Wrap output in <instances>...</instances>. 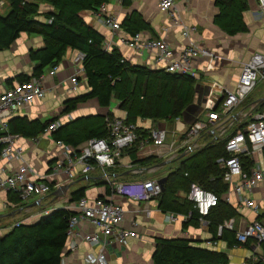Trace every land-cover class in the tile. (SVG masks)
I'll use <instances>...</instances> for the list:
<instances>
[{"label": "built area", "instance_id": "obj_1", "mask_svg": "<svg viewBox=\"0 0 264 264\" xmlns=\"http://www.w3.org/2000/svg\"><path fill=\"white\" fill-rule=\"evenodd\" d=\"M181 1L187 3L189 0ZM156 2L159 9L167 15L170 26L178 28L180 34L188 39V44L175 55L165 40L157 37L142 40L140 32L129 38H120V43L138 54L153 52L155 64L168 73L198 78L195 61L205 59L202 67L203 70L208 69L216 55L190 39V34L196 31V27L185 25L179 16L175 0ZM257 5L264 15V0H257ZM96 16L112 32L111 40L107 43V46H111L115 43L112 39L120 29V21L113 13L107 12L105 3L97 8ZM83 57L81 51H76L72 57L73 73L68 78L69 91L77 89L79 76L83 73ZM56 70L57 65L51 68L49 74L53 75ZM42 78L43 75H40L26 82H14L0 92V161L21 157L22 149L15 143L18 135L8 131V121L26 105L45 96ZM260 80H264V51L253 53L241 65L240 75L234 87L220 88L221 98L217 102L207 99L202 112L204 118L199 116L190 124H182L176 130L177 138L169 144L174 151L187 155L202 147L203 136L212 138L213 142L224 139L227 155L215 160L227 185L224 201L236 207L250 208L254 212H257L259 207L249 195L264 181V102L256 100L246 106H243V102ZM213 91L210 88L208 95ZM174 120L179 122L180 117ZM105 122L107 136L88 139L78 149L56 141L63 149V154L51 161L45 173L37 172L29 164H21L12 172H5L0 165V191L17 193L22 202L33 197L49 196L53 190L63 185H71L78 177L99 170L100 179L111 189L109 195L92 198L83 196L72 203L54 205L45 211L47 213L56 207L75 211L68 222L67 248L74 251L80 242L93 247L95 251L83 255L85 264H107L106 253L111 244L126 245L129 239L137 237L134 229L122 228L126 210L115 201L116 196L128 198L136 203L149 202L159 196L163 187L160 183L161 177L148 174L155 172L158 165L145 167L140 160L161 154V147L166 143L167 130L159 126L143 128V125L142 127L139 124L127 123L125 117L106 118ZM59 125L60 122L52 123L43 133L53 131ZM137 127L147 129V135L142 136ZM131 149L135 150V160L124 161L123 158L128 157V151ZM117 165L124 167L136 178L120 180L110 171ZM46 177H52L53 182L46 181ZM188 199L201 215V223L205 222L204 217L219 201L216 193L195 183L190 186ZM164 216L169 222L177 221L181 217L172 212ZM182 218L185 219L184 216ZM132 224L135 226L136 222ZM82 225L91 226L93 230L81 232L79 228L81 229ZM222 226L232 230V219L225 220ZM235 236L240 243L255 241L250 245L255 250L258 242L264 240V225L258 220H253L242 230L235 231Z\"/></svg>", "mask_w": 264, "mask_h": 264}, {"label": "trees", "instance_id": "obj_2", "mask_svg": "<svg viewBox=\"0 0 264 264\" xmlns=\"http://www.w3.org/2000/svg\"><path fill=\"white\" fill-rule=\"evenodd\" d=\"M6 1L8 11L0 13V51L9 49L21 33L36 34L43 40L41 48L28 52L29 59L35 62L31 75H18L16 82L39 77L45 68L56 66L69 49L84 54L83 77L88 90L67 99L64 113L71 112L78 103L88 99H96L99 106L105 108L115 99L125 112L127 123L137 124L138 120L145 119L170 123L194 101V78L168 73L163 68L151 69L132 64L123 58L118 48L105 49L103 35L87 24L80 13L96 11L100 4L109 0ZM125 3L128 4V0H123ZM40 5L48 6L50 10L41 12ZM215 5L218 8L213 19L215 26L229 36L247 32L243 19L246 0H215ZM120 26L130 35L151 30L137 11L127 14ZM106 118L113 119L109 114L79 117L56 127L51 136L55 141L76 149L88 139L107 136ZM56 121L12 117L8 121V131L23 137H35ZM137 130L142 136L147 135V129L137 127ZM226 155L224 139L220 142L208 140L181 160L179 166L165 177L161 193L156 198L158 208L162 212L184 216L183 229L197 227L201 215L188 199L190 186L195 183L213 191L219 198L218 204L204 217L209 219L208 228L213 240H223L228 247L240 244L249 247L255 241L240 243L236 240L235 231L222 226L225 220L237 215L238 209L224 201L227 185L223 181L222 170L215 163L216 158ZM128 157L135 160L134 149L128 151ZM149 160L152 158L146 159L147 162ZM111 171L116 176L121 174ZM85 190V187H80L72 191L68 203L85 196ZM110 193L107 184L106 194ZM8 194L13 202H22L17 193L9 191ZM74 214L72 209L56 207L33 223L14 225L0 235V264H61L67 250L69 218ZM154 241L152 264H232L225 251L196 246L186 237H156ZM257 248L260 252L246 259L247 264H264V240L258 242Z\"/></svg>", "mask_w": 264, "mask_h": 264}, {"label": "crops", "instance_id": "obj_3", "mask_svg": "<svg viewBox=\"0 0 264 264\" xmlns=\"http://www.w3.org/2000/svg\"><path fill=\"white\" fill-rule=\"evenodd\" d=\"M175 1L179 16L185 25H194L196 27V31L190 34V39L199 46L213 52L216 58L212 66L204 70L202 65H204L206 60L201 58L195 61V69L198 71L199 76L195 78L194 101L182 112L179 122L175 120L170 121V123L166 121L152 122L146 119L137 121V124L144 126H142L143 128L159 126L167 130V139L165 145L161 147V154L152 156V160L148 162L146 159L140 160L143 161L142 165L145 167L158 165L155 172L148 174L158 178L161 177V179L164 178V180L169 172L179 166L181 160L186 159L190 155H184L182 152L174 151L169 147V144L177 138V128L181 127L182 124H190L196 117L204 118L202 112L207 99L215 102L219 101L221 98L220 88H233L240 75L241 65L253 53L264 51V15L259 11L257 0H246L247 7L243 12V19L247 25V32L233 36L225 34L214 25L213 19L218 12L215 0H189L187 3H183L181 0ZM105 5L107 12L117 16L120 22L127 14L137 11L151 28L150 31L140 32L142 40L154 37L161 38L172 48L175 55H178L180 50L189 42L187 38L180 34L178 28L170 26L167 15L159 9L156 0H128V4H123V0H109ZM5 7L8 9V2L1 0L0 13L1 9ZM40 10L44 12L50 10V8L40 5ZM80 15L87 24L103 35L105 49L118 48L123 58L132 64L143 65L151 69L161 68L160 65L155 64V61H153V52L138 54L120 43V38L132 36L124 31L121 26L117 33L113 35L112 41L115 43L107 46V43L111 40L112 32L101 23L96 16V11H83ZM42 46L43 40L39 35L21 33L9 49L0 51V92L11 85L12 82H16L18 75H31L35 62L29 59L28 52L31 49L36 50ZM75 52V50L70 49L66 51L57 64V70L53 75L49 74L51 68L43 70L42 82L45 88V96L26 105L13 118L37 119L41 122L56 119V122H60L59 126H63L76 118L95 114H109L113 118L125 117V112L118 107V101L115 99H112L109 107L106 108L99 106L96 99H88L78 103L71 112H63L67 99L86 93L88 90L83 73L79 76L77 89L75 91L68 90L70 86L68 78L73 73L71 60ZM7 80L9 81L7 82ZM260 83L261 81L247 95L243 106L256 100L264 102V89L255 98L247 100ZM210 88L214 91L208 95ZM205 139L207 140L205 141ZM202 140L206 143L208 140L211 142L213 139L207 136V138H202L201 142ZM218 140L219 142L221 141V139L215 141ZM15 143L22 149L21 157L1 160L0 165L5 172H12L21 164H29L37 172L45 173L51 161L54 158L61 157L63 154V149L52 138L51 131L37 134L35 137L18 135ZM128 159L129 157L123 158L124 161ZM112 170L118 174L121 173L117 176L118 178H136L121 165H117ZM60 177L62 178V175ZM45 180L53 182L52 177H46ZM74 184H76L75 189L85 187V196L87 197L107 196V183L100 179L99 170H94L88 175L78 177L71 183L65 194L57 196L58 198L53 197L51 194L44 198L33 197L24 202L15 203L9 198V191L1 190L0 235L7 233L19 222L33 223L42 214H46L45 211L54 205L60 206L67 203L71 192L75 190H72ZM249 196L258 205L259 210L254 212L247 207H237V215L230 217L233 231L242 230L247 223L256 220L258 216H260L258 221L264 225V181L260 182ZM115 201L126 210L125 219L121 223L122 228L134 229L137 237L129 239L126 245L111 244L106 253L107 264H152L151 257L156 237H186L193 241L196 246L225 251L232 264H247L246 259L253 258L254 254L260 252L259 248L254 250L253 247H246L243 244L228 247L223 240H213L208 228L209 219H205V222L202 223L199 222L197 227L188 226L184 229L182 228L184 220L182 217H179L174 222L165 220L164 215L168 212L159 210L157 199L136 203L128 198L116 196ZM133 222H136L135 226H133ZM92 230L91 226L87 227L85 225H82L81 229L79 228L81 232H91ZM89 251H95V249L84 242H80L74 251H70L67 248L63 254L61 264H85L83 255Z\"/></svg>", "mask_w": 264, "mask_h": 264}, {"label": "rangeland", "instance_id": "obj_4", "mask_svg": "<svg viewBox=\"0 0 264 264\" xmlns=\"http://www.w3.org/2000/svg\"><path fill=\"white\" fill-rule=\"evenodd\" d=\"M6 8H7V7L1 9V13H2V14H6V12L8 11V9H6ZM260 81H261V80H260ZM262 82H263V83H262ZM263 89H264V80H262L261 83L258 85V87L254 89V91L250 94V96L248 97L247 100H251V99L255 98L256 96H258L259 93H261V92L263 91ZM150 127H152V126H150ZM206 140H207V139H205V141H206ZM202 143H204L203 140H202ZM119 179H120V180H123V179H121V178H119ZM75 187H76V184H74V186L72 187V190L75 189ZM59 203H60V202H59ZM62 204H63V203H62Z\"/></svg>", "mask_w": 264, "mask_h": 264}, {"label": "water", "instance_id": "obj_5", "mask_svg": "<svg viewBox=\"0 0 264 264\" xmlns=\"http://www.w3.org/2000/svg\"><path fill=\"white\" fill-rule=\"evenodd\" d=\"M163 181H164V178L160 179L161 185H163ZM103 182H105V181H103ZM69 187H70V185H63L60 188L53 190L51 194L53 195V197H57L59 195L65 194V192L67 191V189H69Z\"/></svg>", "mask_w": 264, "mask_h": 264}]
</instances>
